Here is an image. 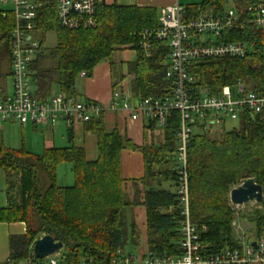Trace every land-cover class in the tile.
Segmentation results:
<instances>
[{"label": "trees", "instance_id": "16d2710c", "mask_svg": "<svg viewBox=\"0 0 264 264\" xmlns=\"http://www.w3.org/2000/svg\"><path fill=\"white\" fill-rule=\"evenodd\" d=\"M35 31L43 36L56 35L55 46L47 56L42 48L30 67L32 94L40 101L57 92L75 96L74 85L79 74L91 77L102 60L124 48L136 51V58L127 65L132 76L129 89L134 95L162 98L171 94L165 78L169 49L165 42H155L146 54L138 47L139 33L159 26V11L152 7L97 4V25L93 29L66 30L57 27L52 0H40ZM243 12L248 0H230ZM225 0H188L186 14H221ZM197 8L199 11L197 12ZM14 17L0 12V92L10 77L9 38ZM43 44V39H40ZM242 41L247 44L244 58H206L193 62L187 72L194 77L190 94L193 98L215 95L223 86L240 81L245 89L264 92V30L247 22L242 31L223 33L218 42ZM47 59L54 67L45 66ZM76 97V96H75ZM103 114L84 123V130L96 137L98 157L88 161L83 148L72 144L63 148H47L41 154L0 146V170L5 175L7 206L0 209V223L22 222L25 233L9 237V256L4 264H20L32 252L41 236L61 242L60 260L66 264H108L116 252L125 253L130 241L139 246L140 232L133 220L127 225L126 210L143 206L146 213V253L144 258H168L181 255L178 185L176 176V132L179 114H168L163 143L136 146L117 129L106 132ZM146 129H154L148 121ZM68 141L72 142L71 130ZM216 137V136H215ZM212 137L210 131H194L187 148V184L189 220L205 232L200 238L206 254H216L237 246L231 223L235 217L229 192L242 181L255 178L263 190V201L249 216L254 237L264 238V117L241 114L236 128L221 130ZM124 149L140 151L143 176L138 181L140 193L129 196L128 181L121 177V153ZM71 165L73 184H56V168ZM164 183L175 188L163 189ZM130 254V253H126ZM125 254V255H126ZM132 254V253H131ZM134 255V254H133Z\"/></svg>", "mask_w": 264, "mask_h": 264}, {"label": "built area", "instance_id": "2783aa9c", "mask_svg": "<svg viewBox=\"0 0 264 264\" xmlns=\"http://www.w3.org/2000/svg\"><path fill=\"white\" fill-rule=\"evenodd\" d=\"M181 0L159 11V26L142 30L138 47L148 54L155 42H165L169 49L165 78L170 82L171 94L162 98L134 95L130 89H115L107 110L126 112L131 121L151 122L154 129L162 130L167 116L175 111L179 114L176 132V176L178 185L179 247L181 255L168 258H144L116 252L108 264H264V238L256 239L244 234L236 220L231 226L238 235L237 246L216 254H206L199 229L189 220V196L186 173L187 148L194 131L225 130L227 123L238 124L241 114L264 117V92L245 89L240 81L233 86H223L215 95L193 98L190 94L194 77L187 69L195 61L220 58H244L248 53L245 42H216L223 33L240 32L250 22L264 30V0H248L243 12L231 7L221 14H186ZM230 1V0H229ZM57 27L66 30L93 29L97 25L98 0H52ZM231 2V1H230ZM229 2V3H230ZM10 8L0 9L1 16L10 12L14 26L9 38V75L11 93L0 92V130L4 124L31 123L36 126H54L63 123L68 129L83 125L97 118L106 109L94 101H80L75 96L55 92L44 101L32 94V67L43 44L36 36L35 22L40 0H0ZM199 11V8L196 10ZM79 78H86L84 72ZM234 129V128H233ZM232 130V129H230ZM255 242V246L251 244ZM61 251L43 260L35 258L33 252L20 264H66L60 260ZM80 264H93L82 261Z\"/></svg>", "mask_w": 264, "mask_h": 264}, {"label": "crops", "instance_id": "0c3cea01", "mask_svg": "<svg viewBox=\"0 0 264 264\" xmlns=\"http://www.w3.org/2000/svg\"><path fill=\"white\" fill-rule=\"evenodd\" d=\"M174 2L175 0H98V4L103 5L152 7L157 11H160L162 8H165L167 6H171L172 4H174ZM135 58L136 51L132 48H124L116 51L112 54L110 59L102 60L98 65H96V67L92 71L91 77L79 78L76 80L74 85V92H76L75 96L80 101L90 100L103 105V107L106 109V111L103 113V121L106 132H111L114 129H117L120 134L130 140L134 145L139 147L150 144L158 146L163 143V131L157 129H146V125H148V122L135 120L131 121L129 120L126 112H115L107 110L111 103L112 92L115 89H129L128 85L132 76H129L127 74V65L129 63H132ZM3 90L4 93H6L7 95L9 94L7 91L6 83ZM55 92L57 91H53L52 94ZM15 124L7 123L4 125ZM4 125L1 130L4 129ZM57 125L60 126L55 127ZM19 127L22 130L27 127L37 130L39 126L27 123L23 126L19 125ZM42 129V151L36 152V147H27L25 143H23V138L19 146L23 148V150L26 149V151L29 153L41 154L47 148H66L70 144H72L76 148L84 149L85 156L88 161H94L97 159L98 151L96 148V137L92 133L86 132L83 125H78L70 129L72 133L71 143L68 141L67 130L69 129L63 123L56 124L54 126H42ZM58 131H62V134ZM62 135H64L66 141H63ZM61 141L63 143H61ZM6 148H9V146ZM10 149L15 148L10 147L9 150ZM143 166V156L140 151H132L129 149H124L122 151L121 177L122 179L128 181L127 187L129 188V196L132 197L135 193L138 192L140 193V201L143 194V187L138 181L136 182V185L132 183V181L139 180L143 176ZM72 184L73 183H71V185ZM162 188L170 189L172 187H170L169 184L164 183L162 185ZM6 206V180L4 173L0 170V209L5 208ZM131 216V220L134 221L140 232L137 255H143L146 253L147 244L145 240V230H147V215L145 213V208L141 205L133 208L131 210ZM142 226L144 227L143 229H141ZM24 233L25 225L22 222L10 224L0 223V264H4L9 256V237L13 235H24Z\"/></svg>", "mask_w": 264, "mask_h": 264}, {"label": "rangeland", "instance_id": "374dc122", "mask_svg": "<svg viewBox=\"0 0 264 264\" xmlns=\"http://www.w3.org/2000/svg\"><path fill=\"white\" fill-rule=\"evenodd\" d=\"M185 0H181V2H184ZM229 0H225V8H229L231 7V3H229ZM6 9V8H10V4L4 5L0 3V9ZM36 36L38 37V39H43V48L45 50V55L47 56L48 51L50 49H52L55 44H56V35L54 32H47L46 34H44L43 36H41L40 34H36ZM55 65V61L53 59H47V61L45 62V66H49V67H54ZM7 68L9 67V65L7 64L6 66ZM6 86H7V91L10 94L11 93V82H10V78H7L6 80ZM33 87H31L32 89ZM54 91H57L56 87L54 86ZM15 124V123H14ZM60 125H57L55 127H59ZM237 124L236 123H227L225 126V130L229 131L232 128H236ZM3 127V126H2ZM43 131L42 126H39L38 129H34V128H30L27 127L25 129H21L19 127V124H15V125H4V129H2L0 131V146H4V147H8L9 148H21L19 145L21 143V140L23 138V143H25V145L27 147L29 146H33L34 148L36 147V152L37 151H42V136H41V132ZM62 134V131H58ZM221 130H212L210 131L212 137H217L219 136ZM58 136V135H57ZM61 136V135H60ZM215 137V138H216ZM63 141L65 140L64 135H62ZM61 143H63L61 141ZM65 143V142H64ZM63 145V144H61ZM33 148V149H34ZM25 149V148H24ZM26 150V149H25ZM56 184L59 186H69L71 185V183H73V174L71 172V166L69 164H60L57 166L56 168ZM171 191L175 192V188H170ZM260 204L256 203V202H250L242 205V206H238L235 207L233 206V211L235 214V217L233 220H236L237 222V226H239L240 228V232L242 234H244L245 236L248 237H254V232H253V228L254 225L253 223L249 220V216L250 214H252L254 211L256 210H261V207L259 206ZM124 219L125 222L127 223V225L131 222L132 216H131V211L130 210H126L124 213ZM232 227V226H231ZM144 227L142 226L141 229H143ZM232 231H233V227H232ZM127 236H128V245L127 247L125 246V254L126 253H132L134 255H137V251L138 248H135L133 246V244L130 241V232L128 230L127 232ZM233 237L234 240L238 239V235H235L233 233Z\"/></svg>", "mask_w": 264, "mask_h": 264}, {"label": "water", "instance_id": "95a60500", "mask_svg": "<svg viewBox=\"0 0 264 264\" xmlns=\"http://www.w3.org/2000/svg\"><path fill=\"white\" fill-rule=\"evenodd\" d=\"M232 206L238 207L250 202L261 204L263 201V190L257 184L255 178H249L242 181L238 186L232 188L228 195ZM255 246V242L251 244ZM63 245L61 242H55L50 236H41L35 241L32 252L36 259L43 260L46 257L61 251Z\"/></svg>", "mask_w": 264, "mask_h": 264}]
</instances>
